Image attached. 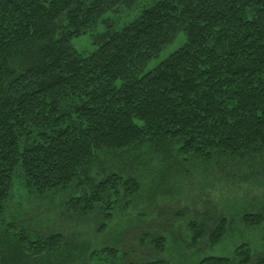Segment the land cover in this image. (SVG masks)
<instances>
[{
    "label": "trees",
    "instance_id": "obj_1",
    "mask_svg": "<svg viewBox=\"0 0 264 264\" xmlns=\"http://www.w3.org/2000/svg\"><path fill=\"white\" fill-rule=\"evenodd\" d=\"M132 1L0 0V264H87L68 221L93 216L106 231L154 162L264 167V0H152L117 26ZM86 34L93 51L75 46ZM17 189L41 203L66 194L64 209L31 200L27 215ZM253 260L240 247L197 264H264Z\"/></svg>",
    "mask_w": 264,
    "mask_h": 264
},
{
    "label": "rangeland",
    "instance_id": "obj_2",
    "mask_svg": "<svg viewBox=\"0 0 264 264\" xmlns=\"http://www.w3.org/2000/svg\"><path fill=\"white\" fill-rule=\"evenodd\" d=\"M151 2L133 0L122 16L114 17L117 26L122 27L134 19ZM184 38L180 35L165 47L146 69L153 68L177 50L184 43ZM74 42L80 51H93L100 39L86 34ZM203 166L200 161H190L184 166L170 164L163 171L154 162L142 179V189L120 203L113 221L104 232L98 230V221L93 216L70 218L68 222L71 221L78 230L76 238L71 240L76 239L78 246L85 248L83 255L76 251V262L119 264L122 260L158 259L167 264H197L206 255L233 257L240 247L248 249L253 261L264 260V167L236 164L221 169L216 165L219 170L212 171V168ZM17 184L23 189L21 184ZM27 196L17 189L13 207H22L27 215H31L36 209L23 202L32 200L35 206L41 202ZM65 199L66 194L49 196L42 203L45 208L60 212L64 209ZM246 214H251L247 222ZM257 214L262 215L261 223L258 219L253 220ZM42 218L44 223L51 225L61 222V219H56L57 214L53 218L51 215ZM221 218L228 222L226 235L213 246L209 237ZM108 247L116 249V257L104 251ZM95 252L102 254L92 258ZM70 263L75 262L71 260Z\"/></svg>",
    "mask_w": 264,
    "mask_h": 264
}]
</instances>
